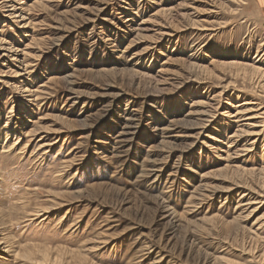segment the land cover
<instances>
[{
	"label": "rangeland",
	"instance_id": "374dc122",
	"mask_svg": "<svg viewBox=\"0 0 264 264\" xmlns=\"http://www.w3.org/2000/svg\"><path fill=\"white\" fill-rule=\"evenodd\" d=\"M0 44V264H264V0H0Z\"/></svg>",
	"mask_w": 264,
	"mask_h": 264
},
{
	"label": "bare ground",
	"instance_id": "6f19581e",
	"mask_svg": "<svg viewBox=\"0 0 264 264\" xmlns=\"http://www.w3.org/2000/svg\"><path fill=\"white\" fill-rule=\"evenodd\" d=\"M15 13H17V12H15ZM17 16H18V18H19V15H17ZM17 16H16V17H17ZM21 18H22V17H21ZM1 44H2V43H1ZM1 44H0V46H1ZM8 48H9V50H10V47H8ZM14 48H15V47H14ZM14 48H13V49H14ZM11 50H12V48H11ZM14 50H15V49H14ZM5 52H6V51H5ZM19 52H20V51H19ZM2 53H4V52H2ZM7 53H8V52H7ZM7 53H6V54H7ZM21 53H22V52H21ZM21 53H19V54H21ZM23 53H24V52H23ZM11 54H13V53H11ZM7 55H8V54H7ZM0 56H1V55H0ZM14 58L16 59V57H14ZM22 60H23V59H22ZM15 61H16V60H15ZM18 61H19V60H18ZM232 62H233V61H232ZM21 63H22V62H21ZM23 63H24V62H23ZM18 64H19V63H18ZM235 64H236V63H235ZM232 65H234V64H232ZM237 66H239V65L237 64ZM239 67H240V66H239ZM24 70H25V69H24ZM257 70H258V69H257ZM257 70H256V71H257ZM259 70H261V69H259ZM259 70H258V71H259ZM259 72H260V71H259ZM260 73H261V72H260ZM18 74H19V73H18ZM257 74H258V73H257ZM19 76H20V74H19ZM258 76H259V75H258ZM263 76H264V75H263ZM24 89H25V88H24ZM25 90H26V89H25ZM27 92H28V90H27ZM28 95H29V94H28ZM32 95H33V94H32ZM33 96H34V95H33ZM35 96H36V95H35ZM34 98H35V97H34ZM36 98H37V97H36ZM36 98H35V99H36ZM244 113H245V112H244ZM240 119H241V118H240ZM126 121H127V120H126ZM129 123H130V122H129ZM170 129H171V128H170ZM123 130H125V129H123ZM32 131H33V130H32ZM35 131H36V130H35ZM35 131H33L34 134L36 133ZM28 132H29V131H28ZM33 132H30V134H33ZM121 132H122V131H121ZM26 133H27V132H26ZM26 133H25V135H26ZM30 134H29V135H30ZM36 134H39V132H37ZM123 135H124V134H123ZM23 136H24V135H23ZM33 138H34V137H33ZM41 138H42V137H41ZM29 139H31V138H29ZM29 139H28V140H29ZM58 139H59V138H58ZM125 139H126V138H125ZM6 140H7V139H6ZM18 140H19V139H18ZM39 140H40V139H39ZM120 140H121V138H120ZM122 141H123V140H122ZM124 141H125V140H124ZM16 142H17V141H16ZM28 142H29V141H28ZM17 143H18V142H17ZM49 143H50V142H49ZM49 143H47V144H49ZM29 144H30V142H29ZM45 144H46V143H45ZM15 145H16V143H14V146H15ZM43 145H44V143H43ZM41 146H42V145H41ZM41 146H40V147H41ZM12 148H13V146H12ZM10 150H11V149H10ZM46 152H47V151H46ZM71 165H72V164H71ZM154 168H155V167H154ZM156 262H157V261H156Z\"/></svg>",
	"mask_w": 264,
	"mask_h": 264
}]
</instances>
